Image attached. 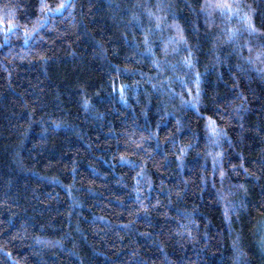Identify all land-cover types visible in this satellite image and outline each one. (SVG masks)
<instances>
[{
  "label": "trees",
  "instance_id": "trees-1",
  "mask_svg": "<svg viewBox=\"0 0 264 264\" xmlns=\"http://www.w3.org/2000/svg\"><path fill=\"white\" fill-rule=\"evenodd\" d=\"M0 264H264V0H0Z\"/></svg>",
  "mask_w": 264,
  "mask_h": 264
}]
</instances>
